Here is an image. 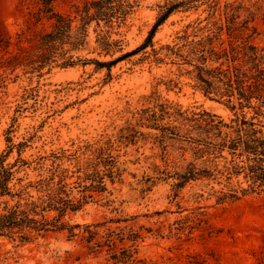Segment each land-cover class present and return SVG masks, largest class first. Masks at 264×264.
<instances>
[{"label": "rangeland", "instance_id": "obj_1", "mask_svg": "<svg viewBox=\"0 0 264 264\" xmlns=\"http://www.w3.org/2000/svg\"><path fill=\"white\" fill-rule=\"evenodd\" d=\"M82 1L59 0L57 7L70 12L74 11V3ZM165 1L140 0L122 27L125 51L147 37L156 21L158 4ZM240 1L258 8L255 24L262 33L255 41L264 44V0ZM27 12V5L20 0H0V28L16 40L17 32L26 26ZM199 15H207L203 7L173 13L160 25L154 40H172L178 30ZM90 29L91 45L78 53L99 56L89 52L95 37L93 26ZM4 52L0 48V161L11 165L19 157V150L29 160L65 151L76 157L63 161L73 174L69 181L81 180L80 173L75 172L77 159L84 161L93 156L91 144L93 148L108 146L106 142L111 140L105 156L108 151L116 156L123 170L121 178L114 183L108 179L107 190L95 191L81 210L65 219L81 224L104 222L101 232L105 227H125L127 231L133 227L141 229L144 238L134 246L135 257L140 259L135 263L114 262L107 246L92 252L79 235L70 237L68 230L51 231L22 245L3 238L0 264H189L197 259L205 264H264V193L217 203L208 192L206 197L196 198L194 192L201 188L189 184L175 196L174 179L159 178L164 175L159 171L174 169L175 163L181 165L187 144L181 139H168L164 150L151 135L155 129L140 125L137 116L141 108L152 105L151 95L156 90L163 99L183 108L204 107L229 118L233 111L227 104L205 96L175 68L170 71L166 65L150 67L148 62H137L141 54L118 62L112 67V79L105 81L107 69L96 70L94 64L46 66L41 71L24 65L13 68L5 66ZM170 79L179 84L167 88L165 82ZM41 171L23 169L11 185L17 189L21 186L17 177L35 179ZM81 175L85 176L83 172ZM31 192L37 190L32 188ZM74 195H81L79 188L74 189ZM199 212H204L207 220L200 223L195 217Z\"/></svg>", "mask_w": 264, "mask_h": 264}, {"label": "trees", "instance_id": "obj_2", "mask_svg": "<svg viewBox=\"0 0 264 264\" xmlns=\"http://www.w3.org/2000/svg\"><path fill=\"white\" fill-rule=\"evenodd\" d=\"M58 1L20 0L28 12L26 26L17 32V39L0 28L5 66L24 65L41 71L46 66L51 69L55 65L94 64L96 70L107 69L105 81L112 79L114 65L136 54H141L137 62H148L150 67L166 65L170 71L175 68L205 96L227 104L233 114L226 118L204 107L183 108L154 91L152 105L137 111L139 124L155 129L151 135L164 150L168 139H181L187 144L183 163L160 170L164 175L159 178L174 179L175 196L189 184L199 185L201 191L194 192L196 198L206 197L208 192V197L215 196L217 203L264 193V44L255 41L262 33L255 24L258 8L237 0H166L158 4L156 21L143 42L125 51L122 27L140 0H84L74 3V11L70 12L58 9ZM201 7L207 12L205 17L199 15L188 22L172 40H154L160 25L173 13L198 11ZM92 26L95 37L89 52L99 56H83L78 52L91 45ZM165 83L167 88H173L179 81L170 79ZM106 143L108 146L94 148L91 144L93 156L84 161L77 159L75 172L80 173L81 180L75 181H69L73 174H69L63 161L76 157L65 151L29 160L19 150V157L9 166L1 159L0 247L3 238L22 245L51 231L68 230L70 237L79 235L92 252L107 246L114 262H138L134 246L144 238L141 229L105 227L101 232L104 222L81 224L65 219L81 210L95 191L107 190L108 179L114 183L121 178L123 170L116 156L110 151L105 156L112 141ZM28 167L42 171L35 179L17 177L21 186L15 189L11 181ZM32 188L37 193H32ZM75 188H79L80 196L74 195ZM204 215L199 212L195 217L201 223L207 220ZM127 241L131 244L127 245ZM189 264L205 263L197 259Z\"/></svg>", "mask_w": 264, "mask_h": 264}]
</instances>
